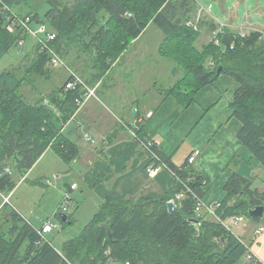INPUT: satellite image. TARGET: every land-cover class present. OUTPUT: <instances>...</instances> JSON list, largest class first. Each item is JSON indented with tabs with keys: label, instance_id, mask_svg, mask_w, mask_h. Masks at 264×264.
<instances>
[{
	"label": "trees",
	"instance_id": "16d2710c",
	"mask_svg": "<svg viewBox=\"0 0 264 264\" xmlns=\"http://www.w3.org/2000/svg\"><path fill=\"white\" fill-rule=\"evenodd\" d=\"M45 1L48 9L43 18L38 13L27 16L32 17L33 27L42 24L51 27L48 32L56 38L48 45L91 88L107 79L113 65L122 60L133 42L150 26H156L164 35L160 54L173 60L177 70L187 71L186 77L166 92L176 96L184 109L195 102L205 86L222 75L232 77L238 83L231 101L234 117L241 123L237 138L264 169L262 32L245 31L242 36L240 29H232L230 25L221 31L214 16L205 20L197 18V8L201 9L197 0ZM23 2L27 0L0 1V62L11 48L21 47L19 42H25L28 36L20 27L11 32L7 22V17H27L11 10L12 4ZM190 22L197 23L198 30L189 26ZM205 29L212 36L211 41L198 47ZM84 55L88 66L85 64L84 70H79L75 64L82 61ZM26 61L27 64L17 69L0 74V222L8 226L7 235L0 229V264H252L246 261L252 243L228 231L208 215L196 213V202L204 200L213 185L203 176L198 180L200 174L192 168L193 163H189L195 152L183 166H176L159 145L144 134L147 117L137 125L123 126L130 128L142 143L150 144V149L159 157L156 163L168 164L182 181L193 178L192 192L179 180L174 181L162 199H120L109 192L84 230L64 243L61 249L53 245V238L47 236V241L43 240L38 230L5 201L17 186L10 161L15 164L14 171L23 178L47 150H54L63 161L71 164L79 150L63 134V129L78 114L76 101L83 98L86 90L82 87L67 89L70 81H76L67 71L62 85H55L46 98L31 102L22 92L30 83L28 76L37 74L50 80L56 68H47L52 65L49 53L43 52L38 43L35 57ZM220 66L223 70L218 75ZM93 98L97 97L88 101ZM140 115L137 108L136 117ZM252 186L253 181L240 174L230 176L222 188L224 197L214 201L220 204L217 216L223 220L243 216L260 223L261 218L250 217L249 211L264 206V190ZM68 190L71 191V186ZM182 192H186L185 197L176 200L174 212L170 213L168 203ZM67 213L64 214L68 216L67 222H63L59 209L56 215L63 228L75 223L73 216ZM109 221L114 234L112 241L105 228Z\"/></svg>",
	"mask_w": 264,
	"mask_h": 264
},
{
	"label": "crops",
	"instance_id": "0c3cea01",
	"mask_svg": "<svg viewBox=\"0 0 264 264\" xmlns=\"http://www.w3.org/2000/svg\"><path fill=\"white\" fill-rule=\"evenodd\" d=\"M221 1L224 3L225 0ZM40 4L27 0L21 4H12L11 10L18 15L27 16L38 13ZM253 30L260 31L257 28ZM129 60L128 65L120 63L112 68L109 74L112 78L111 84L106 86L107 83L104 81L94 86L97 98L88 101L74 120L63 129L65 135L70 127L76 124L77 129L83 131L85 140V143L81 139L77 144L74 142L79 155L71 165L72 168L76 166L79 184L74 182L77 189L68 191L74 192V195L81 190V196L86 195L99 208L109 192H113L120 199L165 198L173 187L175 178L166 171L156 176L149 175L147 173L149 158L145 150L141 149L139 142L134 139L132 130L123 126L137 125L146 117L148 120L144 125V134L154 140L163 154L176 166H183L196 150L201 151V155L191 166L207 183L216 185V190L211 188L206 193L204 201L207 204L224 197L223 185L233 174H240L253 181L258 171L264 172L263 167L252 159L251 154L243 148L237 138L241 123L234 117L231 101L238 89V83L230 76L222 75L213 84L205 86L195 97V102L185 109L176 96L162 93L154 108L149 105L137 107L141 115L136 117V108L135 117H132L131 105L129 107L125 105L131 104V90L126 88L124 91L127 92L121 97L126 100L115 102L119 105H114L118 113L108 111L115 120L100 111V105H104L100 94H109L120 84L116 81V73L125 71L130 80L131 58ZM176 68L177 66L172 70L175 75L178 71ZM102 88H106L105 91H101ZM79 129L76 130V135L80 138ZM86 135L92 140L88 141ZM87 142L96 143L95 148H90ZM260 225L256 224L250 233L251 236H247L248 240H245L252 243L251 251L258 258L255 261L246 258V261L249 260L252 264H264V234L256 235L257 229L264 227ZM48 237L52 239L54 234L51 233Z\"/></svg>",
	"mask_w": 264,
	"mask_h": 264
},
{
	"label": "rangeland",
	"instance_id": "374dc122",
	"mask_svg": "<svg viewBox=\"0 0 264 264\" xmlns=\"http://www.w3.org/2000/svg\"><path fill=\"white\" fill-rule=\"evenodd\" d=\"M35 1L41 3L38 14L43 18L48 6L43 0H32L33 3ZM41 1H43V3ZM197 1L199 6H201V9L198 7L196 12L197 18L199 19L205 20L214 16L220 22L230 26L232 25V29H239V27H242L240 31L249 33L254 28H257L264 34V0H225L224 3H222L221 0ZM46 26L47 29L51 31V27L49 25ZM211 37L212 36H210L207 30H203L197 44L198 47H201L204 43L210 42ZM25 40L23 47L15 46L11 48L9 53L0 62V74L17 69L23 64H27L28 62L26 60H29V58L32 59L35 57L37 41L31 35H28ZM163 40V33L158 30L156 26H150L138 41L133 42L122 60L113 65V67L120 63L128 65L130 62L129 58H131L130 80L127 77V72L123 71L116 73V81L120 84L117 89L112 90L109 94H100L102 101H104V105H100L99 107L100 111L107 113L111 119H114L108 111L110 110L117 114L118 111L114 105L119 104H115V102L126 100L121 97H124L125 94L123 93H126L127 90L130 89L131 104L128 103L125 105L127 107L131 105V115L135 117L134 110L137 107L141 108L144 105H149V107L154 108L155 102L161 99L162 93L168 92L174 85L186 77L187 71H185V69L178 70L175 75L174 72H172L174 67L177 66L175 62L170 59H165L160 54L159 47ZM85 64L88 66L86 55H84L82 61L77 62L75 66H77L79 70H84ZM53 67L49 65L47 68L50 69ZM54 68H56L54 77L52 76L50 80L49 78L46 79L37 74L28 76L30 83L23 87L22 92L29 101L32 102L39 98H46L51 94V91L56 88L55 85L63 84L65 76L67 75V70L61 69L60 67ZM111 79V76L107 77L105 80V83H107L106 86L111 84ZM53 81L54 83L52 84ZM126 88L127 90L124 91ZM105 89L106 88H102L101 91H105ZM78 129L77 125L74 124L70 127L69 131L66 130L65 136L76 144L80 139L85 143L83 131L79 129L80 138L76 135V130ZM91 135L94 137L93 133H91ZM135 140L137 143L139 142L137 139ZM87 144L90 148H95L96 145L94 142H87ZM10 166L13 168L11 174L17 186L10 194L9 204L38 230L42 229L44 222H51L55 226L52 242L57 249H61L64 243L74 236L79 235L93 216L99 211V207L95 206V202L92 199L86 195L84 197L81 196V190L75 192L74 195V192H71L67 214L73 216L75 223L67 228H63L62 223L56 216L58 214V208L65 200L66 193L69 192V187L72 186L74 182L79 184V176L76 173V166L72 168V165L63 161L54 150H47L24 178L14 171V162L10 161ZM213 186L212 188L216 190V185ZM218 186L220 187V185ZM252 187L264 188V172L261 173L258 171L256 173V178L253 180ZM1 201L2 200H0V204H2ZM59 212L61 213V211ZM256 224L257 223L244 217V222L232 231L244 238V240H248L247 236H251L250 233L253 231ZM258 224L264 226V217L261 218ZM56 225L59 227L56 228ZM0 229H3L6 235L8 234V226L5 223L0 222Z\"/></svg>",
	"mask_w": 264,
	"mask_h": 264
},
{
	"label": "built area",
	"instance_id": "2783aa9c",
	"mask_svg": "<svg viewBox=\"0 0 264 264\" xmlns=\"http://www.w3.org/2000/svg\"><path fill=\"white\" fill-rule=\"evenodd\" d=\"M12 18V19H11ZM215 20L220 24V29L221 31L227 27L228 25L226 23L220 22L219 20H217L215 18ZM7 22L9 23V30L11 32H14L17 27H20L26 34L31 35L32 37L35 38V40L37 41V43L41 46V50L43 52H48L49 53V58H50V62L52 64V66L54 67H60L63 69H66L68 71V73L70 75H73L76 78L75 82L70 81L67 84V89L70 90H75L78 87H82V90H86V93L84 94L83 98L77 99V105L79 106V111L84 107L85 103L91 98V97H97L96 96V88H91L89 87L87 84H85V82L77 75H75V73L68 67L67 63L65 60H63V58L61 57V55H59L58 53H56V51H54L49 45L48 42L55 40L56 35L53 33H49L48 29L46 26L44 25H37L35 27H33L34 22L32 17L27 16V17H17V16H12V17H7ZM189 26H193L195 28V30H198V24L197 23H188ZM242 27H239V29H241ZM244 29V28H243ZM220 31V30H219ZM240 33L242 34V36H245V31H240ZM216 44H219V40L216 38V36L214 37ZM24 41H20L19 44L21 46L24 45ZM80 85V86H79ZM133 136L135 139L136 136L133 133ZM86 139L88 141H91V137L89 135H86ZM140 143V145H142V148L145 150V153L147 154V157L149 158V163L147 165V173L151 176H156L159 173H161L162 171H166L168 173H170L175 180H179L185 187L186 190H188L189 192H192V188L190 186V184L192 183L193 178H188L184 181H182L180 178H178V176L176 175V173L174 171L171 170V168L168 166V164L166 163H156V161H159V157L158 155L150 149V144H145L142 143L139 139H137ZM201 151L197 150L195 151V153L192 155V157L189 159V163L192 164L195 162L196 158L200 155ZM7 172H9V169H7ZM77 189V185L73 184L71 186V191ZM194 194V193H192ZM186 195V192L184 194V192L178 194L176 196V199L171 201L172 203H174V205H176V200L177 201H181ZM196 196V194H194ZM71 198V192H67L66 193V198L63 201V203H61V205L59 206V211H61L62 215L66 214L68 212V205H69V199ZM5 201H9V198H6ZM220 207L219 203H210L207 204L204 200H201L199 202H196V213L200 216L201 214H206L208 215V217L210 219H214V221L220 223L222 226H224L225 229H227L228 231H232L234 228L239 227L243 222H244V217L243 216H233L230 217L226 220L221 219L219 216H217L216 214V210ZM59 226L56 225V228H58ZM55 229V226L51 223V222H46L43 226V228L41 230H38L39 235L41 236V238L43 240L47 241V236L49 234H51ZM233 232V231H232ZM264 234V227H259L256 231V235L260 236ZM247 258L249 260H257V256L251 251H249V255L247 256ZM129 264V263H127Z\"/></svg>",
	"mask_w": 264,
	"mask_h": 264
},
{
	"label": "water",
	"instance_id": "95a60500",
	"mask_svg": "<svg viewBox=\"0 0 264 264\" xmlns=\"http://www.w3.org/2000/svg\"><path fill=\"white\" fill-rule=\"evenodd\" d=\"M222 70H223V67L220 66L218 68L217 74L220 75ZM134 113H136V110H134ZM15 159H17V163L20 162V160L18 159L17 155H15ZM200 179H201V177H198V180H200ZM174 208H175L174 203L169 202L168 203V210H169L170 213L174 212ZM249 215L252 218H262L264 216V206H258V207H255L253 209H250ZM62 220H63V222H67L68 216L67 215H63L62 216ZM105 228L107 230V233H108V236H109V240L112 241L113 240V236H114V234L112 232V223L110 221L108 223H106L105 224Z\"/></svg>",
	"mask_w": 264,
	"mask_h": 264
},
{
	"label": "bare ground",
	"instance_id": "6f19581e",
	"mask_svg": "<svg viewBox=\"0 0 264 264\" xmlns=\"http://www.w3.org/2000/svg\"><path fill=\"white\" fill-rule=\"evenodd\" d=\"M1 1V0H0ZM3 4H4V2H3ZM39 24V23H38ZM24 40V39H23ZM55 41V40H54ZM22 47V46H21ZM52 49H54V48H52ZM62 69V68H61ZM66 70V69H65ZM70 76V75H69ZM8 169V168H7ZM10 173V172H9Z\"/></svg>",
	"mask_w": 264,
	"mask_h": 264
}]
</instances>
